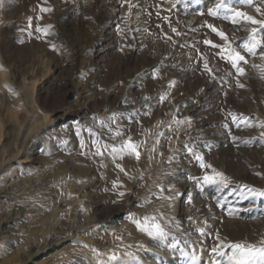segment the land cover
<instances>
[{"label": "rangeland", "instance_id": "374dc122", "mask_svg": "<svg viewBox=\"0 0 264 264\" xmlns=\"http://www.w3.org/2000/svg\"><path fill=\"white\" fill-rule=\"evenodd\" d=\"M216 2L131 0L130 9L124 0H3L0 201L7 200L5 185L15 182L16 193L24 195L41 172L49 186L15 208L5 202L9 211L0 204V238H6L0 242V264H28L25 258L44 248L59 225L65 226L64 242L44 249L30 264H62L74 256L84 264H123L127 254L130 264H213L227 259L211 253L220 241L261 246L264 196L244 185L264 191V46L241 64L243 76L215 55L220 49L203 41H223L207 25L224 31L233 47L247 42L253 27L234 25L223 12L209 15ZM228 3L264 19L255 5ZM115 6L124 12L123 22L106 26L102 16ZM128 23L140 48L133 64L121 68ZM151 30L156 37L149 46ZM200 99L198 111L188 114L192 123L181 128L176 121L186 115L187 101ZM79 106L90 110L87 118L74 116ZM154 111L165 130L148 142L147 153L134 165L103 163L97 151L104 155L119 148L117 133ZM125 135L119 141H143L133 132ZM193 153L212 167L202 168ZM213 169L228 178L226 187L203 182L206 174L215 175ZM146 210L155 212L166 238L137 227L136 221L152 222ZM192 221L198 225L194 239L185 231ZM95 251L107 256L103 262Z\"/></svg>", "mask_w": 264, "mask_h": 264}, {"label": "snow or ice", "instance_id": "6c2138e0", "mask_svg": "<svg viewBox=\"0 0 264 264\" xmlns=\"http://www.w3.org/2000/svg\"><path fill=\"white\" fill-rule=\"evenodd\" d=\"M239 3L246 6H253L255 5V12L260 16H264V0H238ZM44 3H47V0H44ZM124 3L128 4V7L131 9L134 5L131 3V0H124ZM3 4V0H0V5ZM40 11L42 12H50L52 9L50 7H41ZM220 12H223V19L230 21L234 25H253V27L249 30V37L247 42L243 43V45H237L233 47L232 42L229 40L228 35L222 31L217 29L214 25H207L212 32L216 33V35L220 38L223 43H214L210 39H205L203 43L205 45L210 46L211 48L220 49L219 52L215 53V55L219 56L220 59L226 60L228 63L231 64L233 68L236 69V72L243 76L245 75V68L241 67V64L248 63V55H255L256 50L258 47L264 46V19H257L255 16L248 14L246 11H242L239 8L230 5L228 0H217L215 7L208 9V14L211 16H219ZM167 19V18H165ZM29 25H31V18H29ZM36 31H44L45 35L47 32L41 28H37ZM172 32L179 35L180 33L177 31L176 28H172ZM258 36L260 38H258ZM168 40H171V37H167ZM54 48V46H53ZM247 54V55H246ZM261 57L264 58V52H261ZM201 60L203 61L204 70L210 75L213 76V69L209 66V61L201 55ZM155 78V77H154ZM176 81H170L168 87H174ZM239 87H244L243 84H238ZM167 94L161 95L159 100L163 102L166 99ZM147 99V97L145 98ZM231 115V114H230ZM235 119V117H234ZM180 123V121H176ZM117 135H121L117 133ZM159 135H163L160 133ZM235 140L236 137H233ZM261 142H264V131L260 133ZM159 143V140L156 141ZM140 144L137 142L132 141L131 137L127 140L123 141L119 148L112 147L113 154H119L121 158H123V154L134 155L135 158L138 160L140 158L139 152ZM154 150V149H153ZM98 155H102V153L98 150ZM195 158L200 162V166L202 168H211V165H206L204 163L203 155L193 153ZM120 167V165H117ZM120 170L123 172L124 169L120 167ZM215 175H205L203 177L204 183L209 184H222L225 187L228 184V178L221 172H216L213 169ZM260 175V173H257ZM219 178V179H217ZM114 186L115 183H114ZM244 188L248 190L250 193H254L259 196H264V191H258L253 188H249L248 185H244ZM120 195H124V193H120ZM137 227L142 231L147 233L148 236L154 238L164 239L168 236V233L164 231V229L160 226L159 223L155 222V218H152V222L149 224L145 222L144 224H140L139 221H136ZM201 234H203L204 230L200 229ZM217 239L219 240V233H217ZM261 246H257L252 243H241V242H234L231 244L225 243L224 241H220L216 245L211 248V253L217 257H227L226 260L218 259L213 261V264H264V238L260 241ZM225 249H229L230 251H225ZM115 259V257H112ZM195 260V257H193Z\"/></svg>", "mask_w": 264, "mask_h": 264}, {"label": "bare ground", "instance_id": "6f19581e", "mask_svg": "<svg viewBox=\"0 0 264 264\" xmlns=\"http://www.w3.org/2000/svg\"><path fill=\"white\" fill-rule=\"evenodd\" d=\"M123 13H124L123 11L119 10L118 7L115 6V9L112 8L110 14H106L105 15L106 18H104L102 16V21H104L106 26H109V24H116V23L122 21ZM144 17H145V15H143V14H141L139 16V18H141V19H144ZM219 28L221 29L220 26H219ZM126 29H127V34L123 38L122 43L126 45L125 48H127V49H126L125 54L120 59V67L121 68H128V67H130L133 64V60H134L135 55L136 54L138 55V53H136V52H138L137 50H138V48H140V47H138L139 45L136 44L135 34H134V32H133V30L131 28V24L128 23ZM148 33H149L148 34L149 37H148L147 44L150 46L152 41H153V39H155V37H156V35H155L156 32L151 30ZM105 34H106V32H105ZM110 34L111 33H107V35H110ZM119 42H121V41H119ZM152 96L153 95H151V97ZM202 101L203 100L200 99V100H197V103L196 102H191V104H189V101H187L188 110L186 111V115H184V118L180 121L181 128H184L185 126H188V125H190L192 123V118L191 117L188 118V114H193V113L195 114L198 111V107L200 106V104L203 103ZM117 105L120 106L121 103L117 102ZM84 107L79 106V108H77L75 110L74 116L77 119H82L83 117L87 118L88 115H90V114H88L89 113L88 111H90V110H87V108H84ZM121 108H123V107H121ZM145 109H147V107ZM147 111L148 110H145L144 113H146ZM147 114L150 115L151 112L150 113L147 112ZM153 114H154L153 117H149V118H146L148 115L146 117H139L138 121H137V123L135 125L129 126V128L126 129V130H124V128H123L122 131L120 132L121 135H118V145L121 146L123 141H119V140L125 138V136H126L125 134L127 132H129V134L131 132H133L136 137H142L143 138V141L141 143H139L140 147L138 149L139 152H140V157L142 156L143 153L146 154L147 151L150 148V145H151V144H148V142L151 141L152 139L158 137L160 133H164V130H165V128H164V126L162 124L163 121L160 119L161 115L157 111H154ZM147 148H148V150H146ZM101 159L104 160L103 163L111 164V165H112L113 162L122 161V160L125 161L126 165H134L135 161L137 160L134 155L123 154V158H121V156L119 154H113L112 151H108L104 155H101ZM0 166H2V165H0ZM43 177H45L43 172L37 174L35 182L28 189H26V192H25L24 195L16 193L17 185H15V182H11L10 184L5 185L4 190H3L2 193H6L8 195H7V197H5V195H4V197H2L3 199L6 198L7 200L0 201L1 207L3 209H5V211H9L8 209L11 206V204H13L14 208H15L21 203L22 200L26 202V200H29L28 198H31L32 196L44 193L46 191L45 188H47L49 186V183H45L46 180L44 182L43 181ZM5 189L8 190L9 192L8 193L5 192ZM17 192H19V191H17ZM20 193H21V191H20ZM84 197H85V195L82 197L81 201L84 200ZM7 201H9V205H10V206L7 205L8 207L4 204ZM145 212L150 214L149 217L150 216L154 217L155 212H152L151 210L150 211L146 210ZM143 214H144V212H143ZM59 226H60L58 228L59 230H57V232H55V234L50 238L49 242L47 244H45L44 248H40L39 250H35V252L31 256H28V258L27 257L25 258V260H26V262L28 264L32 263L33 260H36V259L40 258L41 256H43L44 249H46V248H48L50 246L52 248H54L59 243L64 242L63 241L64 240V236H62L61 233L64 230L65 226H62V225H59ZM197 226H198L197 222L192 221L188 225H186V228H185V231L188 232L189 234H191V238H193V239L195 238V235L197 233V228H198ZM186 238H188V237H186ZM0 242H2L1 244H5L6 243V238H4V237L0 238ZM138 249H139V247H138ZM17 251H19V252L22 251V253H24L22 246H19ZM94 254L96 255L95 257H98V260L100 262H103L104 259L107 257L105 254H103V253L98 254L96 251H95ZM17 255L20 257L19 254H17ZM121 258L124 260L123 264H130L131 258H130V256L128 254L126 256L121 257ZM22 262H25V261L22 260ZM62 264H84V262H81V260H80V258H78V256H74V257L65 259L62 262Z\"/></svg>", "mask_w": 264, "mask_h": 264}]
</instances>
